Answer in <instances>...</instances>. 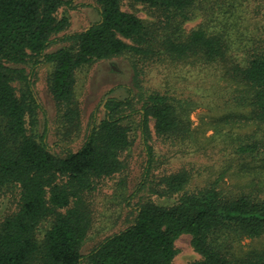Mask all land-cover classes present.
<instances>
[{"label": "trees", "instance_id": "obj_1", "mask_svg": "<svg viewBox=\"0 0 264 264\" xmlns=\"http://www.w3.org/2000/svg\"><path fill=\"white\" fill-rule=\"evenodd\" d=\"M127 1L154 11L157 21L148 26L122 10L121 0H94L98 20L82 32L57 38L72 46L47 53L57 40L54 37L68 27L67 18L57 17L58 10L74 8L73 0H0V194L8 190L18 193L16 210L0 223V264H171L176 255L174 242L182 235L190 236V245L199 256L190 264H264V252L244 260L226 254L233 237L264 236V198L227 192L217 185L188 190L185 172L164 180L163 191L178 196L175 203L163 206L147 200L130 207L135 216L129 226L81 255L90 223L83 192L91 190L95 179L120 172V155L133 145L129 125L136 116L146 157L135 193L140 191L153 162L148 143L150 120L157 136L183 137L175 107L182 102L158 93L140 94L137 108L139 103H132L131 96L106 98L101 104L103 117L90 128L82 146L58 157L44 137L38 140L29 134L27 125L34 127L38 105L24 69L7 65L29 61L31 69L52 65L50 92L64 107L67 126L76 127V70L127 52L145 61H155L160 54L175 60L199 56L208 62L224 61L229 48L225 33L229 30L212 32L207 25L210 21L187 32L184 28L199 11L207 18H217L223 0ZM230 6L223 7L229 10ZM231 17V29L238 27L237 18ZM235 69L232 79L237 76L252 91L256 118L264 123V53L253 54ZM15 81L25 83L27 102L16 96ZM128 93L131 95L130 90ZM129 201L130 197L127 207ZM48 219L53 221L40 243L37 231Z\"/></svg>", "mask_w": 264, "mask_h": 264}, {"label": "rangeland", "instance_id": "obj_2", "mask_svg": "<svg viewBox=\"0 0 264 264\" xmlns=\"http://www.w3.org/2000/svg\"><path fill=\"white\" fill-rule=\"evenodd\" d=\"M223 2L217 18H207L199 11L198 17L187 22L184 28L187 32L210 21L207 25L212 32L229 30L225 32L229 48L224 61L208 62L199 56L175 60L166 54H160L155 61H145L127 52L84 66L74 73V104L79 113L76 127L67 126L62 114L64 107L57 104L50 92L52 65L41 64L33 69L30 61L7 65L24 69L38 105L33 115L34 127L27 125L29 134L38 140L44 137L52 154L58 157H63L65 150L75 152L82 146L90 128L102 119L101 104L106 98L124 100L131 96L132 103H139L137 108L141 106L140 94L142 97L158 93L182 102L175 107L183 137L157 136L150 120L148 143L152 147L153 162L140 191L135 193L144 174L146 157L136 116L129 125L133 145L120 155L123 161L120 172L95 179L91 190L83 192L90 223L80 247L81 255H87L106 237L129 226L135 216V209L130 207L147 200L163 206L175 203L178 196L168 195L163 191V184L166 177L179 172L188 175V190L217 185L227 192L264 198V123L256 118L252 91L237 76L232 79L237 65L253 54L264 53V0ZM227 4L231 5L229 10L223 7ZM72 5L74 8L63 6L58 10L57 17L67 18L68 27L54 39L82 32L98 20L94 0H73ZM121 8L148 26L157 21V14L146 6L121 0ZM232 14L239 23L233 29ZM70 46L72 42L57 39L46 52ZM13 87L16 96L27 102L25 83L15 81ZM26 121L28 124V118ZM128 197L130 206L127 207ZM17 201L15 190L0 194V223L16 210ZM52 221L48 219L40 224L37 231L40 243ZM174 248L176 255L171 264H190L199 259L188 235L180 236ZM262 252L264 236L233 237L227 243L226 254L233 259L244 260Z\"/></svg>", "mask_w": 264, "mask_h": 264}]
</instances>
